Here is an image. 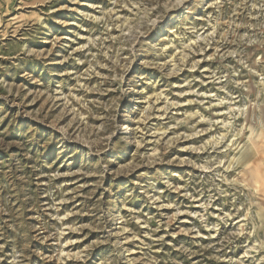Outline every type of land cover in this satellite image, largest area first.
<instances>
[{"label":"rangeland","instance_id":"rangeland-1","mask_svg":"<svg viewBox=\"0 0 264 264\" xmlns=\"http://www.w3.org/2000/svg\"><path fill=\"white\" fill-rule=\"evenodd\" d=\"M0 264H264V0H0Z\"/></svg>","mask_w":264,"mask_h":264}]
</instances>
